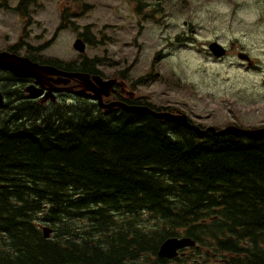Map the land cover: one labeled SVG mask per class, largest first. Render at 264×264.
<instances>
[{
	"label": "trees",
	"instance_id": "1",
	"mask_svg": "<svg viewBox=\"0 0 264 264\" xmlns=\"http://www.w3.org/2000/svg\"><path fill=\"white\" fill-rule=\"evenodd\" d=\"M21 82L0 70V264H264V137L45 105ZM173 236L196 243L160 257Z\"/></svg>",
	"mask_w": 264,
	"mask_h": 264
},
{
	"label": "rangeland",
	"instance_id": "2",
	"mask_svg": "<svg viewBox=\"0 0 264 264\" xmlns=\"http://www.w3.org/2000/svg\"><path fill=\"white\" fill-rule=\"evenodd\" d=\"M83 2L91 7L76 20L77 32L62 29L54 38L63 4L71 12L78 6L69 0H40L44 10L32 14L41 23L29 27L28 43L47 46L43 57L80 60L73 42L78 31L90 25L94 38H103L104 43L88 45L84 54L98 57V67L108 77L125 70L128 80L123 89L135 91V98L180 109L205 128L222 129L228 123L252 128L264 125V1L261 5L252 0H161L162 13L142 10V16L154 17L142 23L133 11L139 0ZM24 26L17 12L0 11V50L16 44ZM183 32L196 38L192 45H181L173 38ZM213 39L236 44L229 56L216 59L204 49ZM238 46L247 49L257 66L238 61ZM143 73L147 78L131 87Z\"/></svg>",
	"mask_w": 264,
	"mask_h": 264
},
{
	"label": "water",
	"instance_id": "3",
	"mask_svg": "<svg viewBox=\"0 0 264 264\" xmlns=\"http://www.w3.org/2000/svg\"><path fill=\"white\" fill-rule=\"evenodd\" d=\"M74 48L79 52L85 51V43L82 39H77L74 43ZM210 50L217 56H222L225 54L223 46L217 42L210 44ZM239 57L246 59L250 64L252 62L249 57L245 54H240ZM0 69H5L11 71L13 74L19 77H31L37 78V82L41 79L47 78V76L54 74H61L69 78L81 79L85 84L87 90L91 91L93 97L98 99L99 105L105 108L106 112H111L115 107L124 109L128 113L132 114H144L148 113L154 116L156 119L167 120L174 122L180 126L187 127L189 129L195 130L199 136H204L208 131L213 132L216 135H226L232 134L241 137H247L252 140H258L264 137V127L260 128H243L236 125H229L223 129H216V127L201 128L200 126L192 123L187 114L177 111L175 113L169 111H158L154 110L149 106L145 105H127L122 102H103V95H109L111 88L115 84L114 79L104 80L100 76H94L93 79L89 74L85 73H75V72H60L56 67L52 65H43L38 62L32 61L28 57L20 56L15 53L2 51L0 52ZM27 92L33 98L39 97L43 93V89L35 84L27 86ZM3 104V94L0 91V105ZM45 236H49V230L44 229ZM195 240L189 236L178 237L173 236L167 238L161 245L159 254L160 256L166 258H173L179 254V250L188 246L195 245ZM66 264H73L71 262Z\"/></svg>",
	"mask_w": 264,
	"mask_h": 264
},
{
	"label": "flooded vegetation",
	"instance_id": "4",
	"mask_svg": "<svg viewBox=\"0 0 264 264\" xmlns=\"http://www.w3.org/2000/svg\"><path fill=\"white\" fill-rule=\"evenodd\" d=\"M252 1H254L257 4L263 5L264 0H252ZM2 4L3 3L0 2V5H2ZM260 20H261V22L263 21V14H261ZM192 31H194V29H192ZM231 51H232V49H231ZM246 52L249 53L248 51H246ZM249 55L251 56L250 53H249ZM49 60L50 59H45L41 62H44V64H50L48 62ZM84 61H85V59H83L81 61V64L78 66L79 69H77V70L73 69L71 71H80V72L84 71V67L82 65L84 63ZM254 61H256V59H254ZM243 63L247 65L246 62H243ZM50 65H53V66H55L61 70H67L62 65H57V64H50ZM252 65L257 66V63L255 62ZM252 65H250V67H252ZM115 73H117L118 76H121L119 72H115ZM104 77H106V76H104ZM116 79L119 81V83L116 84L117 90L115 92H113L112 95L108 96L107 97L108 99H112V100L113 99L114 100H122V99L127 100L128 99L129 101H136V102H140V103L146 102V101H142L141 99L135 98L134 97L135 91L123 89V85L126 84V81L124 79H118V78H116ZM22 81H23V83H25V85L23 86L25 89V87L28 84L36 83L37 79H35V78H22ZM21 84H22V82H21ZM37 84L39 86L43 87L44 94L41 95L40 97L36 98V100H38L39 102H41L42 104H45V105L60 103L63 101H72L75 99V97L77 95H81V94H76L74 91H77L79 89H82V90L85 89L82 81L77 80V79H73L67 83L66 79H64L63 77L58 76V75H52V76H49V77L44 78V79L42 78L41 81L38 82ZM82 95L92 99L91 95L88 92H85Z\"/></svg>",
	"mask_w": 264,
	"mask_h": 264
}]
</instances>
